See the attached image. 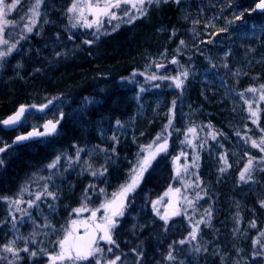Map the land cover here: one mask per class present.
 <instances>
[{"label": "rangeland", "instance_id": "374dc122", "mask_svg": "<svg viewBox=\"0 0 264 264\" xmlns=\"http://www.w3.org/2000/svg\"><path fill=\"white\" fill-rule=\"evenodd\" d=\"M170 1L179 4V9L184 6L183 3L187 4L186 10H183L184 15L192 14L193 22L190 24L183 22L180 38H177L173 47L169 46L168 41L161 45L149 43L147 49L141 51L136 72L140 73L142 82L151 87L153 84L160 83L173 92L169 102L166 103L167 109L161 113L164 120L159 134H153L147 146L140 149L132 161L127 160L130 167L127 171L130 172L128 175L132 176L138 159L147 153L149 146H152L151 150L154 151L156 144L164 142L160 134L165 130L169 133L166 140L167 148L156 155L151 167L144 173L143 179L127 196L123 215L115 217L116 227L111 229L114 243L109 244L100 240L99 243L102 242V245L99 246L104 251L98 253L97 258L100 259V264H108V261L114 260L116 256L120 257L116 260V264H141V262L144 264H245L239 255L227 252L225 243L219 238L217 228L213 225L216 204L212 184L207 181L209 178L203 181L195 179L194 169L200 159L198 153L203 155L210 153L216 158V164H219L217 168L223 169L224 174L228 173L232 164L238 165V174L235 173V176L237 175L239 182L241 171L249 158H252L253 168L250 174H246V179L243 181L247 186H260L264 183V170L260 169L264 167L262 162L264 152L259 147L252 146L253 140L259 144L264 138V100L261 99V95L264 94V87H262L264 83H256V77L252 75L251 83L248 84L250 86L245 87L237 83L240 79H237L234 73L220 71L216 74L230 52L227 43L237 36L239 21L254 11L257 0H204L199 6L198 0ZM104 2L105 0H41L37 10L38 15L33 16L28 5L34 4L35 0H20L17 8L7 12L6 15L8 20L15 19L14 26H5L6 31H15L18 25L15 31L18 35V49H14L10 55L0 60L2 66L0 67V88L4 82L19 79L24 64L31 61L30 57L34 54L33 59L36 62L39 60L47 62L49 67L59 58L66 62L72 54L81 53L83 48L87 49L88 53L97 55L98 49L105 42H103L105 37L115 34L124 24L133 26L139 17L157 11L163 0L159 4L145 0L143 14L137 10L141 7L138 0H130L129 3L122 4L120 9L111 10L116 14L115 19L111 17V14H91L87 8L89 3L94 7L99 5L102 8ZM73 3L84 7L83 17H80L78 12H68ZM132 3H136L137 7L133 8ZM21 16L24 18L21 19ZM260 21L264 23V15L260 17ZM88 24L91 27L86 26ZM29 26L32 27L31 32L27 31ZM85 28L91 30V35L96 37L89 39L88 37L91 36H88L89 33ZM121 32L117 36L122 35ZM5 34L13 35L10 32ZM30 35H35L37 40L36 50H32L33 53L29 52L28 44L23 42ZM237 42L241 52H252L253 46H247V38L241 34L237 37ZM21 44H24V48H21ZM6 47L8 45L0 44V51L5 50ZM257 47V44L254 45L253 50ZM28 53L30 54L27 56ZM93 54L91 56L94 57ZM236 59L235 64L233 63L234 69L240 70L239 68L243 66L244 71L245 68L250 67L249 64L254 62L255 65L259 61V59L249 58L246 65L243 63L245 56L240 55ZM183 72L188 73L186 78L180 75ZM242 74H246V71ZM153 75L157 79H150ZM177 76L183 80L181 88L175 86L174 78ZM188 81L190 87L185 90ZM200 81L210 85L211 93H217L220 90L226 92L222 102L229 106L230 116H232L230 122L220 118V126H217L206 121L209 113L194 101L196 96L193 85ZM226 84L232 85V88L227 89ZM249 89L256 91L252 92ZM164 100V97H160L159 101L163 103ZM50 106V110L42 115L32 112L27 115L22 129L32 128V126L40 127L47 119L55 122L57 115L63 113V104L59 102ZM253 112L256 113L255 116L252 115ZM190 129L192 131H189ZM227 130L229 133H226ZM199 132L202 133L199 134ZM171 133L173 136L182 134L181 141L184 143L182 145L189 149V157L173 154ZM51 135L53 133L49 136ZM157 137L160 139L157 140ZM108 138L113 140V134ZM7 140L8 137L0 132V147L5 145ZM106 149L105 146L97 145L93 148L76 150L79 154L77 158L84 156L81 161H76L79 164L76 174L78 172L83 177L82 181H79L78 189H73L69 184L66 174L68 168L65 166L59 169V173L55 171L52 175H50L52 168L48 167L49 174L48 177H44L45 182L37 178L35 172L31 173L27 180L0 178V219H3L0 225V264H52L49 257L60 252L58 241L66 235V230L72 229V224L69 228L67 224L72 223L73 217L78 221L76 231L78 236L85 234L86 228L83 222L87 221L89 228L93 221L103 222L104 208L102 206L106 201L112 200L114 194L119 193V190L112 189L115 183L111 185L104 181L99 183L96 180L97 175H92L93 172L99 174L102 167L108 165ZM32 177L34 178L31 179ZM253 189L254 187L249 188V190ZM39 193L42 203L35 201L37 197L35 194ZM60 193L67 195L68 200L62 201ZM14 194L17 195L13 197ZM19 194L31 197L32 202L27 198L18 197L22 196ZM29 204L32 206L29 207ZM75 209L83 210L77 213ZM93 211L96 212L95 218L91 215ZM174 211L178 214H173ZM165 214L168 216L167 223L161 219V216ZM231 214L234 238L238 221L235 218L236 213ZM6 216L12 221L5 222ZM185 224L189 227L188 230ZM193 228L196 229L195 239H192L190 235ZM180 240L186 242L180 244ZM11 241H15L14 247L18 252L16 257L3 251V247ZM121 241L128 243L132 249L141 241L142 245L138 253L136 250L133 251L136 256H122L113 250V246L120 244ZM25 247L29 249L28 252L22 250ZM109 248L112 251L109 252ZM31 252H36V255L31 256ZM169 252L174 259H167ZM57 264H72V262L57 261ZM78 264H95V258L90 257L87 261H79Z\"/></svg>", "mask_w": 264, "mask_h": 264}, {"label": "trees", "instance_id": "16d2710c", "mask_svg": "<svg viewBox=\"0 0 264 264\" xmlns=\"http://www.w3.org/2000/svg\"><path fill=\"white\" fill-rule=\"evenodd\" d=\"M203 1L198 0V6ZM178 5L167 0L166 3L160 4L157 11L139 17L133 26L124 24L115 34L105 37L103 40L105 42L98 49L97 55L88 53V50L83 48L81 53L72 54L66 62L59 58L56 63H52L53 67H49V63L41 60L37 62L31 60L24 64L19 79L4 82L0 88V118L6 117L19 106H45L59 102L63 104V113L57 115L56 123H58L53 135L30 147H20L17 153H12L14 150L10 148L0 155L2 161L0 178L27 180L31 173L35 172L37 178L45 182L44 177H48L49 174L48 165L59 157L50 175L55 171L59 173V169L65 166L68 168L66 174L69 184L73 189H78L79 181H82L83 177L78 172L76 174L79 166L76 161H81L84 156L77 158L79 154L76 150L102 145L107 148L105 154L109 161L108 165L103 166L99 174H96V180L99 183L107 182L108 185L115 183L112 189L120 192L121 187L129 183L131 178L128 175L130 172H127L130 169L127 160L132 161L139 150L147 146L153 134H159L164 120L161 113L167 109L166 103L169 102L173 92L160 83L153 84V86L157 85L156 87L145 85L140 79V73L136 72L138 59L142 54L141 51L146 50L149 43L161 45L168 41L169 46L173 47L177 38H180L183 22L186 21L185 24L193 22L192 14L184 15L183 10H186L187 4L183 3L184 6L180 9ZM262 15L264 14L252 11L239 21L237 36L227 43L228 47H226L230 52L216 74L220 71L234 73L236 78L240 79L237 83L245 87L250 86L248 84L251 83L252 75L256 77V83H264V23L260 21ZM148 16L150 17L146 19ZM86 30L88 36H91L88 37L89 39L96 37L91 35V30ZM119 32L122 35L117 36ZM240 34L247 38V46H253L254 49V45L257 44L258 47L252 49L251 53L241 52L239 50L241 47L236 44ZM240 55L245 56L243 63L246 65L249 58L259 59L255 65L252 62L251 65L249 64L250 67L245 68L244 75L243 66L241 68L236 66L240 70L234 69L233 66ZM226 85L227 89L232 88V85ZM193 86L196 96L194 101L209 113L206 119L208 123L220 126V118L231 121L229 106L222 102L225 91L211 93L210 85L202 81ZM188 87H190L189 81L185 90ZM160 97H164L163 103L159 101ZM226 133L229 131L227 130ZM111 134L113 140H108ZM160 135L164 138L161 140H168L167 130ZM181 136L182 134L178 133L169 137L173 146L171 151L176 156L183 154L186 158L189 157V149L182 145L184 143L181 141ZM196 152L198 153V150ZM198 154L200 159L194 169L195 179L203 181L209 178L207 181L212 184L216 204L213 225L217 228L219 238L225 243L227 252L239 255L245 264H264V206H262L264 183L260 186H247L240 178V181H237L235 173L238 174V165L232 164V168L224 174L217 168L219 164H216V158L212 157V154L203 155L200 152ZM260 169L264 170V167ZM251 187L254 189L249 190ZM29 190L31 191V188ZM37 195L40 196V193L35 194ZM59 195L62 201L68 200L64 193ZM18 197L27 198L32 202L31 197L26 194ZM35 201L42 203V198ZM231 213H236L235 218L238 221L234 238L230 221ZM2 220L0 219V225ZM4 220L12 221L7 216ZM72 220L77 221L74 217ZM185 223L189 224L187 221ZM71 224H67V228ZM188 228L186 226L187 230ZM141 243L132 249L128 243L121 241L120 244L113 246V250L122 256L134 257L136 255L133 251L136 250L138 253ZM99 245L101 246L102 242ZM234 246L235 248L232 249Z\"/></svg>", "mask_w": 264, "mask_h": 264}, {"label": "snow or ice", "instance_id": "6c2138e0", "mask_svg": "<svg viewBox=\"0 0 264 264\" xmlns=\"http://www.w3.org/2000/svg\"><path fill=\"white\" fill-rule=\"evenodd\" d=\"M130 0H105L103 7L101 8L99 5H96L95 7L89 3L87 5L88 10L91 14L94 15H109L111 14V17L113 19L116 18V14L114 12H111L112 9H120L122 4L129 3ZM145 0H138V3L141 5L140 8L137 10L143 14V5ZM149 3H157L159 4L161 0H148ZM163 2H167V0H163ZM20 3V0H0V44L8 45L7 49L5 51H0V60H3L6 56L10 55L12 51L15 49V44H9L8 40L3 37V33L5 30V26L7 25H13L14 21L8 20L6 18L7 12H10L13 9L17 8V5ZM41 0H35L34 4H29L28 7L32 11V15L36 16L38 15V9L40 7ZM257 8L264 9V0H260V2L256 5ZM132 7L136 8L137 4L132 3ZM69 13H79L80 17H83L84 7L78 6L77 3H73L72 6L68 9ZM24 17L21 16V19ZM239 18V17H237ZM34 23V21H33ZM88 27H91L90 24L86 25ZM28 32L32 31V27L29 26L27 28ZM183 43V41H181ZM175 63V61H173ZM180 75H182L184 78L187 77L188 73L183 72ZM150 79H157L155 75L150 77ZM174 83L177 88H181L183 85V80L180 78V76H177L174 78ZM264 87V86H262ZM249 91L255 92V89H249ZM261 99L264 100V94L261 95ZM24 108L21 107L20 111L17 113L16 117H11L8 120H5L4 124H14L16 122L17 117L23 113ZM253 116L256 115L255 112L252 113ZM255 122V121H254ZM58 123V122H57ZM117 124H119V121H117ZM45 129L49 133H54L56 130V123H53L52 121H49L47 124L44 125ZM189 131H192L191 129ZM41 133H30L29 135H40ZM18 140H24L27 139V137L21 136L17 138ZM160 137H157V140H159ZM155 143V142H154ZM253 147H259L262 152H264V138L261 139L260 143L258 144L257 141H252ZM152 146H149V150L145 155L140 157L137 161L136 167L133 169V174L131 176V180L129 183L123 185L121 187V190L118 194H114V198L112 200L106 201L105 204L102 206L104 208V217L102 223H96L93 221L92 226L89 228V225L87 221L83 222V226L86 228L85 234L83 236L76 235L77 231V221L73 220V228L70 231L66 230V235L58 241V245L60 248V252L57 253L54 256H50L49 259L51 260L52 264H57V261H70L72 264H78L79 261H87L90 257L95 258V264H100V259L97 258L98 253H102L104 250L99 246V241L103 240L109 244L114 243L112 239L111 229L116 227V220L115 217L122 216L123 215V208L125 206L124 202L127 199V196L135 190L140 180L143 179L144 173L148 171V169L151 167L152 161L155 159L156 155L160 152H163L167 148V141L165 140L163 143L156 144L155 150H151ZM5 149L0 148V152H3ZM59 157H57V160L54 161L52 164L48 165L49 168H54L56 166V162L59 161ZM264 162V161H262ZM2 163V161H0ZM225 163L227 161L225 160ZM253 168V160L252 158H249L248 163L245 165L243 171L240 173V179L243 181L246 179V174H250V171ZM223 171V169H221ZM103 173H101L102 175ZM92 175H96L95 172L92 173ZM49 195H52L49 193ZM37 200L40 199V196L37 195ZM159 203V202H157ZM191 203V202H190ZM32 205L29 204V207ZM264 206V204H262ZM155 208V205L153 206ZM83 209H75L74 211L79 213ZM110 213V214H109ZM173 214H178L177 212H173ZM92 217H96V212L93 211L91 213ZM161 219L167 223L168 216L165 214L164 216H161ZM203 223V221H201ZM254 226V225H253ZM100 234L99 236L97 234ZM192 239L196 238V229L193 228L192 233L190 234ZM186 241L180 240V244H184ZM15 241L9 242V244L5 245L3 247V251L11 253L14 257L18 256V252L16 251L14 247ZM25 252H28L29 249L25 247L22 249ZM108 251H112L111 248L108 249ZM199 251V249H197ZM31 256H35L36 252H31ZM142 255V254H138ZM120 257L116 256L114 260H109L108 264H116V260H119ZM167 259L172 260L174 259L171 252L168 253Z\"/></svg>", "mask_w": 264, "mask_h": 264}, {"label": "flooded vegetation", "instance_id": "af4514ba", "mask_svg": "<svg viewBox=\"0 0 264 264\" xmlns=\"http://www.w3.org/2000/svg\"><path fill=\"white\" fill-rule=\"evenodd\" d=\"M11 21H14V23H15V19H13L12 18V20ZM16 23H17V21H16ZM18 24V23H17ZM17 28H18V25H17V27L14 29L15 31H17ZM15 31H6V27H5V30H4V33H3V37L4 38H6L11 44H14L15 43V45H16V47H15V49L17 50L18 49V35L17 34H15ZM6 32H10L11 34H13V35H10V36H8V35H6L5 33ZM36 39H35V35L33 36V35H30V36H28L26 39H24V44H28V46H29V48H30V51L29 52H32L33 53V51H35L36 49V47H35V45H36ZM45 43H47V41L45 42ZM24 44H21V48H24ZM6 49H7V47H6ZM5 49V50H6ZM5 50H2V51H5ZM33 50V51H32ZM13 52V51H12ZM19 51H17V54H19L18 53ZM45 54H46V51L44 52ZM30 53H28L27 54V56L29 55ZM37 54H39V52H37ZM33 57H34V55H32L31 57H30V60L32 59V60H34L33 59ZM6 58V57H5ZM44 59V58H43ZM45 60V59H44ZM14 61V60H13ZM35 61V60H34ZM0 67H2L1 65H0ZM48 121V119L47 120H45L43 123H45V122H47ZM35 128H37V129H39V131L41 132V138L40 139H44V138H47V137H49V135H50V133L49 132H46V131H42V126H32V128L31 127H26V128H23L22 129V127H21V129L19 130V131H17V132H5V131H2L1 129V133L2 134H5L7 137H8V140H10V141H6V144L4 145H2L0 148H4L5 150L3 151V152H0V155H2V154H4V153H6V151L8 150V149H10V148H13V150L14 151H12V153H17L18 151H17V149L18 148H20V147H30V146H32V145H35V144H20V145H16L14 142H13V140H14V138L16 137V136H18V135H21V134H24V133H26V132H28L29 130H31V129H35ZM0 166L2 167V164H0Z\"/></svg>", "mask_w": 264, "mask_h": 264}, {"label": "water", "instance_id": "95a60500", "mask_svg": "<svg viewBox=\"0 0 264 264\" xmlns=\"http://www.w3.org/2000/svg\"><path fill=\"white\" fill-rule=\"evenodd\" d=\"M259 2H260V0H258L257 3L255 4V10H256L257 13H263L264 12V9L257 8V6H256ZM21 107L24 108V111H23V113H21L17 117L16 122L14 124H7L6 125V124L3 123L5 120H8L11 117H16L17 116V113L20 111ZM46 109H48V106H46L44 108H42V107H33V106H20L12 114H10L8 117H6V118H4V119H2L0 121V128L3 131H6V132L15 131V130H17L21 126V124H22L25 116L29 112H34L36 114H41ZM44 129H45V127H44ZM30 133H39V131L37 129L30 130V131H28L25 134H22V135H19V136L15 137L14 138V142L17 143V144H25L27 142H34V141H36L40 137V135H29ZM21 136L27 137V139L18 140L17 138L18 137H21Z\"/></svg>", "mask_w": 264, "mask_h": 264}]
</instances>
